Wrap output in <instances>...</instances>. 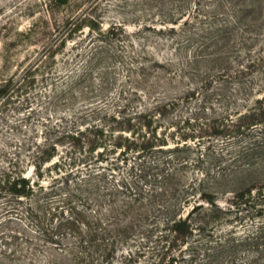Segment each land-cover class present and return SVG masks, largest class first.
<instances>
[{
	"label": "rangeland",
	"instance_id": "obj_1",
	"mask_svg": "<svg viewBox=\"0 0 264 264\" xmlns=\"http://www.w3.org/2000/svg\"><path fill=\"white\" fill-rule=\"evenodd\" d=\"M0 252L264 264V0H0Z\"/></svg>",
	"mask_w": 264,
	"mask_h": 264
},
{
	"label": "trees",
	"instance_id": "obj_2",
	"mask_svg": "<svg viewBox=\"0 0 264 264\" xmlns=\"http://www.w3.org/2000/svg\"><path fill=\"white\" fill-rule=\"evenodd\" d=\"M24 183H26V184H24ZM16 187L17 188H21V189H30L29 188V184H27V180L26 179H24V178H22V180H21V184L20 185H16ZM174 224L175 225H179V226H182V227H185V225H186V221H182V220H180V221H178V222H175L174 221ZM178 226V227H179ZM187 226V225H186ZM182 230V229H181ZM178 231V230H177ZM178 232H180V231H178ZM181 233H182V231H181ZM1 253V252H0Z\"/></svg>",
	"mask_w": 264,
	"mask_h": 264
}]
</instances>
